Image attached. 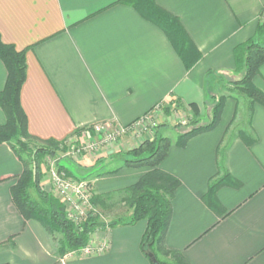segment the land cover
<instances>
[{"label":"crops","instance_id":"obj_1","mask_svg":"<svg viewBox=\"0 0 264 264\" xmlns=\"http://www.w3.org/2000/svg\"><path fill=\"white\" fill-rule=\"evenodd\" d=\"M120 1L0 0L2 41L26 51L21 105L32 137L66 143L94 124L127 127L171 97L179 99L187 114L195 104L200 119L210 122L205 107L212 88L220 79L241 78L234 50L256 39L264 26V0H155L179 18L202 54L188 71L165 33ZM7 78L0 60V93ZM254 86L264 94V65ZM238 113L239 102L229 98L213 131L185 147L175 145L177 137H166L174 145L160 169L180 186L165 245L189 264H264V106H254L251 147L239 130L231 133ZM5 124L0 106V126ZM140 144L129 141L121 150ZM100 161L85 157L82 166L95 167ZM23 171L12 149L0 145V264H150L140 247L145 221L97 230L90 238V255L60 259L54 238L39 222L26 220L13 202L11 190ZM149 171L124 168L110 159L93 180L94 192L126 189ZM225 173L240 186L218 188L210 207V185Z\"/></svg>","mask_w":264,"mask_h":264},{"label":"trees","instance_id":"obj_2","mask_svg":"<svg viewBox=\"0 0 264 264\" xmlns=\"http://www.w3.org/2000/svg\"><path fill=\"white\" fill-rule=\"evenodd\" d=\"M120 3L132 6L142 18L165 33L186 70H191L200 62L202 54L185 32L179 18L160 8L155 0H121ZM262 39L264 26L259 27L256 39L236 47L234 50L236 72L242 75L241 78L230 83V87L224 88L226 94L222 93L220 97L209 94L208 101H213L209 124L201 125L197 106L195 104L189 106L192 116L188 118L187 126L191 130L180 133L176 146L185 147L192 138L213 131L219 124L226 101L229 98L238 101L235 94L248 101L246 113L250 127L254 106L257 104L264 106V94L254 86V79L264 65ZM0 60L8 72L5 88L0 93V106L6 116V124L0 126V145L7 144L24 167L23 174L11 190L13 202L26 220L39 222L51 238H55L57 234L61 236L57 243V256L62 259L70 252L87 247L92 234L97 230L134 226L145 221L147 229L140 247L150 264H167L161 261V256L169 259V264H189L182 253L170 250L165 245V237L172 219V200L180 186L176 178L160 169V165L174 145L172 140L156 135L153 139L144 140L136 148L119 153L118 159L124 168H148L150 171L137 184L126 189L106 194L94 193L92 204L103 211L124 205L128 209L126 215L102 222L99 217L90 214L85 222L77 225L69 219L65 205L41 186L44 178L43 159L46 156H56L55 150L64 143L42 141L29 133L28 119L21 105V90L27 77L26 51L17 50L14 45L4 43L0 37ZM222 81L223 79L219 80V86ZM212 89L217 90V87L214 86ZM165 112L170 115L167 109ZM179 127L180 125L175 126ZM238 136L248 147L255 142L253 134L245 129L239 130ZM24 139L29 141L34 151H30L29 143L24 142ZM225 149L226 146L220 148V158H223ZM24 155L29 157V161L23 158ZM68 172L70 175L73 174L69 170ZM100 175L101 173L96 177ZM222 186L237 188L240 184L226 173L213 180L206 198V203L210 207H213L210 201L214 198L215 191ZM32 190H35L38 201L32 199Z\"/></svg>","mask_w":264,"mask_h":264},{"label":"rangeland","instance_id":"obj_3","mask_svg":"<svg viewBox=\"0 0 264 264\" xmlns=\"http://www.w3.org/2000/svg\"><path fill=\"white\" fill-rule=\"evenodd\" d=\"M242 76V75H241ZM236 80L230 79H224L220 86L217 87V90L215 89L213 92V95H217L220 97L223 94H226V91L224 88L230 87V83L235 82ZM232 88V87H231ZM235 97L238 99L239 102V113H238V118L236 119V124L234 128H232V131H238L241 128H244L246 131H250L248 127V114L246 113L247 111V105L248 101L241 97L240 95L235 94ZM208 106L205 107V116L207 117L210 114L211 115V109L213 107V101L209 100L208 101ZM189 106V105H188ZM155 110H153L154 114H151L148 112L145 116L146 117H151V115L154 116V119L151 121H148L149 125L154 127L150 128V130L147 132V135H134L135 133H132L128 136L123 137L117 144L115 148V153L112 155H107L106 153L103 152H98L96 154L90 155L91 157L98 158V160H101L100 165H97L95 167H85L82 165L84 164V156H79V155H74L70 157H64L67 152H71V147L72 144L70 142L64 143L63 146L57 148L56 151V156H46L43 159V174L44 178L41 182V186L51 193L52 195L57 197L56 191L53 187V184L49 178V173L48 169L50 168V163L53 160H58L56 165L59 171L63 172L65 176L67 177L68 180L72 181L73 183L81 184V183H86L88 185L89 192L93 195L94 188H93V180L97 176V174L101 173L105 167L108 165V161L113 160L117 161L119 163H122L120 159H118L119 153H124L127 151H122L121 148L124 147L125 144H127L129 141H133V143H142L146 139H153L156 135L161 136V137H170L171 139L176 138L178 139L180 133L186 132L188 130H191L189 126H187V121L188 118L192 116V112L190 107H187V110L189 111V114L185 113V108L181 104L178 98L171 97L165 101H162L158 103L155 107ZM165 109L170 111V115L168 116L167 113L165 112ZM150 114V115H149ZM244 115V117H242ZM144 116V117H145ZM200 122L203 123L201 125H207L211 122H209L208 118H203V120L200 119ZM158 127H156V126ZM180 125L179 128H175V126ZM166 126L163 131H160V127ZM156 130V132H155ZM176 139V140H177ZM24 142L29 143L28 140L24 139ZM30 146V143H29ZM30 151H34V148L32 145L29 147ZM133 149V148H132ZM89 157V156H87ZM24 159H27L29 161V157L27 155H24ZM98 164V163H97ZM102 165V166H101ZM69 171H71L73 174L70 175ZM31 197L34 201H38L37 194L35 190L31 191ZM58 198V197H57ZM60 201H63L65 203L66 211L68 214V217L71 221L75 222V224H82L89 218L90 215H88L87 218L84 219V217L80 216V212L76 210L75 206L70 203L65 201L64 199L60 198ZM128 209L124 205L116 206L114 209H109L106 211H103L99 208L94 207V212L92 213V216H97L102 222H108L112 218L119 217L126 215ZM61 238L60 235H56L54 240L56 243H58L59 239ZM161 261L169 264V259H166L165 257L161 256L160 257Z\"/></svg>","mask_w":264,"mask_h":264},{"label":"built area","instance_id":"obj_4","mask_svg":"<svg viewBox=\"0 0 264 264\" xmlns=\"http://www.w3.org/2000/svg\"><path fill=\"white\" fill-rule=\"evenodd\" d=\"M153 110L150 111L151 114H154ZM144 116L127 127L110 123H99L79 129L67 141L72 144V147L71 152H67L64 157L74 155L87 157L98 152H103L107 155L114 154L118 142L123 137L132 133H135L134 135H147L150 128L154 129L148 123V121L154 119V116ZM57 161L53 160L50 163L48 173L58 199L62 198L72 203L76 210L80 212V216L84 217V219L87 218L88 215L94 212V206L92 204L93 195L89 192L88 185L86 183L77 184L68 180L65 174L57 168ZM61 202L65 205L63 201ZM100 250H103V248ZM92 252L93 249L89 244L81 250L70 252L67 256L90 255Z\"/></svg>","mask_w":264,"mask_h":264},{"label":"water","instance_id":"obj_5","mask_svg":"<svg viewBox=\"0 0 264 264\" xmlns=\"http://www.w3.org/2000/svg\"><path fill=\"white\" fill-rule=\"evenodd\" d=\"M150 257H151V258H153V256H152V255H151ZM154 261H155V260H154Z\"/></svg>","mask_w":264,"mask_h":264}]
</instances>
